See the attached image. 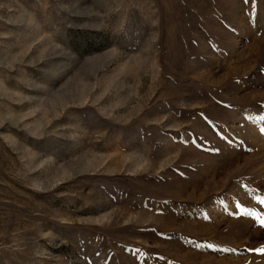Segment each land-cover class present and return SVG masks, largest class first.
<instances>
[{"label":"rangeland","instance_id":"obj_1","mask_svg":"<svg viewBox=\"0 0 264 264\" xmlns=\"http://www.w3.org/2000/svg\"><path fill=\"white\" fill-rule=\"evenodd\" d=\"M0 264H264V0H0Z\"/></svg>","mask_w":264,"mask_h":264}]
</instances>
